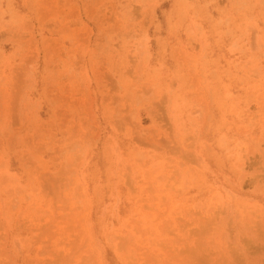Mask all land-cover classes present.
Wrapping results in <instances>:
<instances>
[{
  "label": "rangeland",
  "instance_id": "rangeland-1",
  "mask_svg": "<svg viewBox=\"0 0 264 264\" xmlns=\"http://www.w3.org/2000/svg\"><path fill=\"white\" fill-rule=\"evenodd\" d=\"M0 264H264V0H0Z\"/></svg>",
  "mask_w": 264,
  "mask_h": 264
}]
</instances>
